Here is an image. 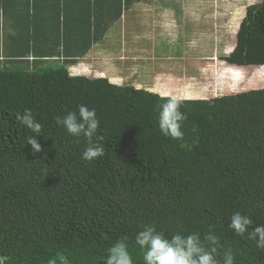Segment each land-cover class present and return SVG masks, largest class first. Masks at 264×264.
Masks as SVG:
<instances>
[{
	"label": "trees",
	"instance_id": "obj_1",
	"mask_svg": "<svg viewBox=\"0 0 264 264\" xmlns=\"http://www.w3.org/2000/svg\"><path fill=\"white\" fill-rule=\"evenodd\" d=\"M140 1L0 0V264H103L124 236L144 264V225L167 238L211 230L215 259L231 250L234 264H264V249L228 227L235 212L264 225V88L173 99L68 71ZM220 59L264 67V0ZM168 100L187 116L180 141L159 130ZM79 104L100 120L105 155L93 162L81 158L87 141L55 122ZM25 109L43 126L40 152L17 119Z\"/></svg>",
	"mask_w": 264,
	"mask_h": 264
},
{
	"label": "rangeland",
	"instance_id": "obj_2",
	"mask_svg": "<svg viewBox=\"0 0 264 264\" xmlns=\"http://www.w3.org/2000/svg\"><path fill=\"white\" fill-rule=\"evenodd\" d=\"M260 1L141 0L68 71L173 99H209L264 88V67L220 59L234 48L247 7ZM228 68L238 69L237 81L223 74ZM187 90L199 96L186 97Z\"/></svg>",
	"mask_w": 264,
	"mask_h": 264
},
{
	"label": "clouds",
	"instance_id": "obj_3",
	"mask_svg": "<svg viewBox=\"0 0 264 264\" xmlns=\"http://www.w3.org/2000/svg\"><path fill=\"white\" fill-rule=\"evenodd\" d=\"M17 119L35 134L27 138L26 144L31 145L34 153L40 152L41 145L38 143L37 136L43 132L42 124L36 120L30 109H25L22 114L18 113ZM186 119L187 116L180 111L179 102L168 100L161 106L159 112V130L165 137L180 141L184 137L182 124ZM55 122L69 135L76 138L83 137L87 141L81 157L84 161L93 162L105 155L102 143L104 137L98 135L100 120L95 108L90 109L85 104H79L76 110L56 116ZM228 227L240 236L247 233L248 238L255 242L257 248L264 249V225L253 227V221L248 215L240 212L233 213ZM127 240V236L117 240L108 249L103 264H134ZM135 242L144 250V264H234V255L231 250L220 256L219 260L214 258L217 255L218 238L211 230L203 240L197 233L185 236L178 232L171 238H167L162 232L157 231L154 225H144L136 234Z\"/></svg>",
	"mask_w": 264,
	"mask_h": 264
}]
</instances>
